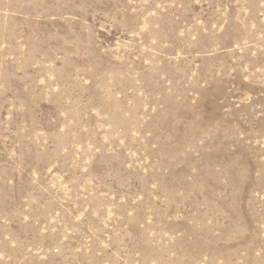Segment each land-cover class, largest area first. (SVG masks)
<instances>
[{
  "label": "rangeland",
  "instance_id": "rangeland-1",
  "mask_svg": "<svg viewBox=\"0 0 264 264\" xmlns=\"http://www.w3.org/2000/svg\"><path fill=\"white\" fill-rule=\"evenodd\" d=\"M0 264H264V0H0Z\"/></svg>",
  "mask_w": 264,
  "mask_h": 264
}]
</instances>
